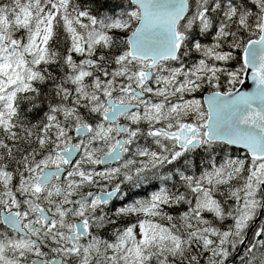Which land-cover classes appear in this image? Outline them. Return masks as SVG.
Here are the masks:
<instances>
[{"label": "snow or ice", "instance_id": "obj_1", "mask_svg": "<svg viewBox=\"0 0 264 264\" xmlns=\"http://www.w3.org/2000/svg\"><path fill=\"white\" fill-rule=\"evenodd\" d=\"M0 264H264V0H0Z\"/></svg>", "mask_w": 264, "mask_h": 264}, {"label": "water", "instance_id": "obj_2", "mask_svg": "<svg viewBox=\"0 0 264 264\" xmlns=\"http://www.w3.org/2000/svg\"><path fill=\"white\" fill-rule=\"evenodd\" d=\"M249 84H250V80H249V82H248Z\"/></svg>", "mask_w": 264, "mask_h": 264}]
</instances>
